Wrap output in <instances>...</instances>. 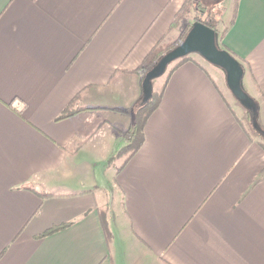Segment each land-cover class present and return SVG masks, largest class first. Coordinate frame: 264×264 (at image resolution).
Segmentation results:
<instances>
[{
    "label": "crops",
    "instance_id": "crops-1",
    "mask_svg": "<svg viewBox=\"0 0 264 264\" xmlns=\"http://www.w3.org/2000/svg\"><path fill=\"white\" fill-rule=\"evenodd\" d=\"M186 1L0 0V264H264V145L205 66L181 65L143 146L108 163L146 102L132 72ZM222 44L263 105L264 0H239Z\"/></svg>",
    "mask_w": 264,
    "mask_h": 264
},
{
    "label": "trees",
    "instance_id": "trees-1",
    "mask_svg": "<svg viewBox=\"0 0 264 264\" xmlns=\"http://www.w3.org/2000/svg\"><path fill=\"white\" fill-rule=\"evenodd\" d=\"M192 1L193 0H187L185 2V4L183 5V7L181 8V10L177 13L175 20L173 22V24L171 25V29L169 31V33L163 37L162 40H160V42L155 46V48L147 55V57L145 58V60L143 61L142 65L134 72H132L133 74H142L143 78H145V76L147 75V73L152 70L153 68H155V66L158 64V62L161 60V58L169 53L170 51H172L173 49H175L177 46H179L184 39L186 38L187 34L189 33L190 29L192 28L193 24L188 25L181 33V35L177 38H173L170 34L172 33V31L178 26V24L181 22V20L186 18V15L189 12V9L192 6ZM202 6L200 5V8ZM238 7H239V0H235V6H234V11L232 13V17L231 20L229 21L228 25L226 26V28L223 30V32L221 34H219V39H218V44L221 48L225 49L224 45L222 44V41L224 39V37L226 36L227 32L229 31L230 27L235 23L236 17H237V13H238ZM196 9H198V6L196 7ZM199 16H195V22H203L200 18H198ZM205 23V22H203ZM208 26L212 27L213 29H215L218 33V29L216 28V26L214 24H211L210 22L205 23ZM187 62H193L197 65L200 66V64L194 60L193 58H191L190 56L182 58L174 63H172L171 65H169L166 73L164 75H166V80L164 85L162 86V88L159 91H154L153 90V94L151 96V98L146 101L143 105H141L140 107H138L135 111V121L132 125V127L126 131L123 134V139L126 141V144L124 147H122L119 151H117L108 161L109 164L113 165L116 162L122 160V164L120 167H118V171L120 172L122 167L124 165H126V163L140 150V148L143 146L144 142H145V125L148 121V119L150 118V116L158 109V107L160 106L163 94H164V89L165 86L168 82V80L170 79V77L172 76V74L184 63ZM144 72V73H142ZM244 87V86H243ZM245 90V89H244ZM246 92V90H245ZM247 93V92H246ZM76 100V98H75ZM81 111H87V109H79V110H73L70 108H67L58 118V121H62L65 120L69 117H72L74 115H76L77 113L81 112ZM115 111L120 112V113H125V114H129L130 112L128 111H124L122 109H115ZM70 224H61V225H56L51 227L50 229H48L46 232H44L40 238L43 237H47L50 236L54 233H57L59 231H62L63 229H66L67 227H69Z\"/></svg>",
    "mask_w": 264,
    "mask_h": 264
},
{
    "label": "rangeland",
    "instance_id": "rangeland-1",
    "mask_svg": "<svg viewBox=\"0 0 264 264\" xmlns=\"http://www.w3.org/2000/svg\"><path fill=\"white\" fill-rule=\"evenodd\" d=\"M200 5L202 6L201 8ZM197 6L198 9H196ZM234 6L235 0H193L192 6L186 15V18L181 20L170 35L173 38L179 37L188 25L195 23V16H199L198 18L205 23L210 22L211 24H214L218 29L219 34H221L231 20ZM190 57L196 60L200 65L205 66V68H207V70H209V72L215 77V82L219 90L223 91V93H221L227 96L233 107L236 109V112L239 115L240 123L249 131L250 135L255 140L264 145V104L261 105V103L254 101L255 109L253 111L248 110L228 88L226 73L222 69L210 64L198 54H191ZM165 80L166 75L154 79L152 81L154 90L159 91L165 83ZM120 164L121 162L118 161L114 164V167L118 169ZM104 165L105 164L102 166ZM102 166L96 168L95 177H97V181L102 187V193L106 194L108 201L111 203L114 199V193L119 195V192L116 189L114 182L112 181L113 183H111L109 177V175L113 172V169L108 170L106 167L104 171Z\"/></svg>",
    "mask_w": 264,
    "mask_h": 264
},
{
    "label": "water",
    "instance_id": "water-1",
    "mask_svg": "<svg viewBox=\"0 0 264 264\" xmlns=\"http://www.w3.org/2000/svg\"><path fill=\"white\" fill-rule=\"evenodd\" d=\"M218 39L219 33L215 29L205 23L195 22L184 41L165 54L155 68L145 76L143 80L145 101H148L153 94L152 81L163 76L169 65L191 54H198L226 73L228 88L244 107L253 111L255 109L254 100L243 87V65L228 50L219 46Z\"/></svg>",
    "mask_w": 264,
    "mask_h": 264
}]
</instances>
